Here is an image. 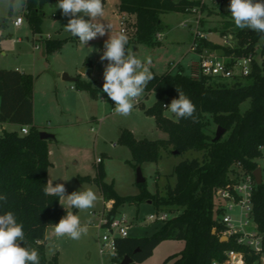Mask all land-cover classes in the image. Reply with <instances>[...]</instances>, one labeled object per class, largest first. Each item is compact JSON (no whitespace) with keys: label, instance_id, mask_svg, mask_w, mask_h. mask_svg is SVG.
I'll use <instances>...</instances> for the list:
<instances>
[{"label":"trees","instance_id":"trees-1","mask_svg":"<svg viewBox=\"0 0 264 264\" xmlns=\"http://www.w3.org/2000/svg\"><path fill=\"white\" fill-rule=\"evenodd\" d=\"M54 1L58 0L22 1L24 17L33 35L41 32L43 6ZM205 7L203 0H118L117 4L120 13L133 16L128 22L133 28L128 36V45L136 42L148 46L161 42L156 34L164 28L162 13L203 10ZM227 32L235 40L233 47L198 38L197 51L208 49L220 54H254L251 71L244 77L247 83L237 80L227 84L206 75L192 77L182 67L175 72L170 69L160 74L152 71L155 78L148 83L144 93L152 92L155 99L145 113L154 118L156 126L164 130L167 137L140 139L127 128L121 129L118 136L117 141L129 148L136 167L143 161H156L161 150H174L178 154L187 150L201 151L200 158L183 159L174 166V185H168L164 193L158 195L150 193L144 182L137 183L140 188L137 194L120 196L113 185L104 180L102 161L96 164L93 176L78 177L80 181L94 183L104 200L113 201V214L125 203L144 200H149L158 209L165 206L172 213L176 211L150 235L118 239L116 259L119 261L129 256L133 261L141 262L165 239L184 241L183 248L167 256L165 263L212 264L213 260L222 261L228 249L244 251L247 263L256 258V255L247 254V248L236 244L233 238L222 240V226L214 215V192L228 181L230 167L240 166L251 172L260 156L257 145L264 144V39L252 30L236 28L232 20L226 21L220 30L221 35ZM40 39L47 53L59 49L64 41ZM33 80L31 73L0 67V122L18 125L17 130L0 134V194L8 197L7 203L0 202V214L7 211L15 213L18 222L24 225L28 244L39 251L40 264H46V228L57 224L67 211H74L61 208L59 197L45 195L43 191L51 164L47 145L55 137L40 138V129L33 123ZM75 84L95 94L90 82L77 78ZM176 87L195 104L197 122L192 119L176 122L174 114L173 118L164 114L166 108L163 105L178 98ZM245 100L249 101V106L241 111L239 106ZM210 123L224 129L219 139H214L215 131L210 129ZM22 126L28 127L26 133L19 132ZM253 217L264 232V183L254 187ZM20 243L25 246L24 242ZM52 263L59 264L56 255H53Z\"/></svg>","mask_w":264,"mask_h":264},{"label":"rangeland","instance_id":"rangeland-1","mask_svg":"<svg viewBox=\"0 0 264 264\" xmlns=\"http://www.w3.org/2000/svg\"><path fill=\"white\" fill-rule=\"evenodd\" d=\"M23 0H0V67L17 68L31 73L34 77L32 90L33 123L43 131L54 135L47 145L48 158L51 162L47 170V183L53 186L63 183L67 189L66 195L75 191L91 189L97 196L94 207L88 210L70 208L78 215L82 225H87L88 232L79 240L68 236L57 237L54 225L45 231L46 264H53L52 257L56 255L59 264H109L108 258H101L97 251L96 224L99 212L103 206V198L98 187L88 181H80L79 176H93L96 168V158L102 159L104 180L111 183L120 196L137 194L140 190L136 182V166L129 148L117 141L121 129H129L136 138L161 139L166 138L164 130L157 127L154 118L145 113V109L154 102V94L143 93L128 116L117 115L114 112L115 103L101 91L103 71L107 61L101 62L99 56L103 53L104 41L98 37L82 45L78 38L65 32L64 26L68 17L62 15V10L56 8L58 1L48 2L43 6L44 16L41 32L33 35L22 9ZM206 7L203 10L168 11L161 14L164 28L159 45L148 46L142 43H130L127 48L136 52L145 60L151 57L150 70L160 74L170 69L175 72L183 66L186 74L189 69L186 64L196 61V54L189 50L192 42V27L198 29L203 38L212 43L222 44L221 28L228 20H233L228 5L230 0H203ZM105 9V19L113 26V33L125 28V34L130 36L133 28L128 22L132 15L120 13L117 9L118 0H102ZM15 4V7L11 6ZM22 17L19 26L12 24V19ZM127 18L123 26L120 21ZM85 19H88L85 17ZM196 20L198 22H196ZM196 22V23H195ZM41 38L62 39L61 47L51 53L45 51ZM37 45V47H35ZM89 48L99 49L90 52ZM172 64L173 68H170ZM74 80L64 79L63 75ZM90 82L95 88V94L83 88L76 87V79ZM230 84L233 79H223ZM241 83H247L246 78H240ZM249 106L245 100L240 104L243 111ZM164 114L173 118V114L165 109ZM210 129L215 131L212 123ZM10 122L0 123V134L3 131L17 130ZM226 135V134H225ZM201 151L187 150L183 153H172L161 150L156 161H143L140 165L144 185L150 193L162 195L168 185L175 183L174 166L183 159L201 157ZM59 197V206L64 208ZM161 208V207H160ZM158 209L148 200L139 203H125L119 206L116 216H123L130 222L129 237L146 236L153 233L162 221H150L149 214L160 210L171 218L175 213L167 207ZM65 209V208H64ZM93 213V214H92ZM231 214L236 218L238 211ZM215 215V214H214ZM101 232V230H99ZM184 246L181 239L162 240L152 251V254L141 262L131 261L128 264H170L164 259L170 254L179 252ZM120 264V261L118 262Z\"/></svg>","mask_w":264,"mask_h":264},{"label":"clouds","instance_id":"clouds-1","mask_svg":"<svg viewBox=\"0 0 264 264\" xmlns=\"http://www.w3.org/2000/svg\"><path fill=\"white\" fill-rule=\"evenodd\" d=\"M11 6L15 7V4ZM56 8L61 9L62 15L68 17L65 32L78 38L82 45L86 46L89 41L108 35V39L104 41V51L99 56L101 62H108L103 71L101 91L115 103V114L128 116L148 83L155 78L149 67L151 57L140 59L136 52L126 47L129 38L123 31L113 33L112 24L103 19L105 9L102 0H58ZM228 10L236 28L252 30L264 39V0H230ZM89 49V53L100 51ZM176 91L178 98H173L170 104L163 106L174 114L176 122L181 119L197 122L195 104L182 89L176 87ZM257 151L264 153V144L257 145ZM43 191L45 195L60 197V204L65 209L88 210L94 207L97 200L91 189L66 195L65 185L57 183L53 186L51 180ZM7 201V194H0V202ZM87 232V225H82L80 217L72 211H67L54 225L57 237L68 236L72 240H79ZM20 242H24L25 246H21ZM0 264H40L38 249L28 244L24 225L18 222L12 211L0 214Z\"/></svg>","mask_w":264,"mask_h":264},{"label":"built area","instance_id":"built-area-1","mask_svg":"<svg viewBox=\"0 0 264 264\" xmlns=\"http://www.w3.org/2000/svg\"><path fill=\"white\" fill-rule=\"evenodd\" d=\"M125 22L126 18H123L120 25L123 26ZM196 22L198 21L196 20ZM21 23V16L12 19L14 26H19ZM124 27H121L119 31L125 33ZM192 34L189 50L194 51L197 57L196 63L189 72L192 77L206 75L217 80L229 78L237 81L250 73L252 61L255 58L254 54H220L208 49L197 51V40L203 38V36L194 26L192 27ZM156 36L158 39L162 38L161 33L156 34ZM222 44L229 47L235 45V40L229 32L222 35ZM170 65V68H173L176 64L170 63ZM27 130V126L19 128L20 133H26ZM100 161L101 158L97 157L96 163ZM256 168L259 169L260 184H262L264 183V153L260 152V156L256 158L254 169ZM253 170L248 172L240 166L232 165L227 172L228 181L215 190L214 200L215 217L222 226L221 238H227V240L229 237L233 238L236 244L247 248V254L256 255V258L247 263L244 251L228 249L224 252L222 261L213 260L212 264H264V232L259 229L253 217V192L254 187L258 185L255 182ZM103 202L96 224L98 229L97 251L101 258H108L109 264H118L116 242L118 239L128 236V229L131 224L123 216L118 217L116 213H111L112 200H103ZM234 210L238 211L236 218L231 214ZM147 219L150 221H163L167 219V213L160 210L155 214H149Z\"/></svg>","mask_w":264,"mask_h":264},{"label":"water","instance_id":"water-1","mask_svg":"<svg viewBox=\"0 0 264 264\" xmlns=\"http://www.w3.org/2000/svg\"><path fill=\"white\" fill-rule=\"evenodd\" d=\"M63 78L64 79H69V80H74L73 78L67 77L65 74L63 75ZM223 133H224V129L222 127H220V126H217L216 127V130H215V134H214V139L215 140L216 139H219L220 136ZM39 136L42 139H47V138L53 137L54 135L51 134V133H48L46 131L40 130L39 131ZM172 153H176V151L173 150ZM253 176H254V179H255L256 184H260V172H259V169L258 168H256V169L253 170ZM136 182L137 183L144 182V178L142 177L141 170H140V167L139 166L136 168ZM222 240H227V238H222ZM131 261H133V259L131 257L125 256V257H123L120 260V264H128Z\"/></svg>","mask_w":264,"mask_h":264},{"label":"crops","instance_id":"crops-1","mask_svg":"<svg viewBox=\"0 0 264 264\" xmlns=\"http://www.w3.org/2000/svg\"><path fill=\"white\" fill-rule=\"evenodd\" d=\"M161 34H162V36H163V33L161 32ZM162 40V39H161ZM197 59V58H196ZM196 63V61H191V62H189V63H187L186 64V68H188L189 69V72H190V70H191V68L194 66V64ZM182 68H183V66H181ZM15 69H17V68H15ZM18 70H20V69H18ZM21 71V70H20ZM0 123H2V125L4 124V123H7V122H0ZM11 124H13V125H15V126H17L18 127V125L17 124H15V123H11ZM101 161H102V159H101Z\"/></svg>","mask_w":264,"mask_h":264}]
</instances>
